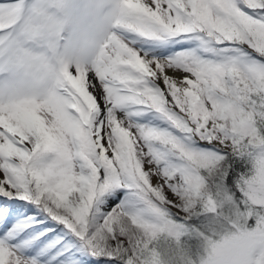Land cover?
Masks as SVG:
<instances>
[{"label":"snow or ice","instance_id":"snow-or-ice-1","mask_svg":"<svg viewBox=\"0 0 264 264\" xmlns=\"http://www.w3.org/2000/svg\"><path fill=\"white\" fill-rule=\"evenodd\" d=\"M0 264H264V0H0Z\"/></svg>","mask_w":264,"mask_h":264}]
</instances>
